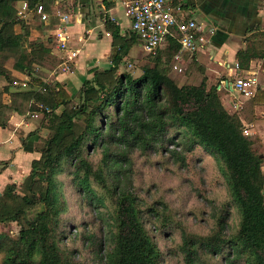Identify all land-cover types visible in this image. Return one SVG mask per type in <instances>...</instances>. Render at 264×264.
<instances>
[{"label":"trees","instance_id":"1","mask_svg":"<svg viewBox=\"0 0 264 264\" xmlns=\"http://www.w3.org/2000/svg\"><path fill=\"white\" fill-rule=\"evenodd\" d=\"M24 2L31 12L44 6L52 16L50 28L60 24L55 0H0V128L8 127L14 113L28 120L38 114L41 121L22 140L23 146L33 142L40 155L23 192L8 184L0 196V225L20 226L16 238L0 234V264H93L81 260L77 250L61 247L64 175L100 218L106 216L104 237L82 234L92 252L102 255V264H164L159 234L178 235L167 254L180 253L182 264H264V158L254 148L255 139L244 134L240 116L224 106L217 86L181 85L170 76L181 51L177 39L170 38L157 55H147L142 74L134 77L120 69L140 39L134 33L123 37L107 15L113 36L109 69L95 70L74 96L56 81L45 83L42 75L32 76L29 89L14 92L13 72L54 71L62 63L52 54L54 38L33 37L31 25L19 20L18 6ZM63 5L59 10L66 12ZM253 57L240 52V69H248ZM8 59L13 70L5 66ZM260 96L257 90V103ZM199 150L215 158L228 193L225 203L204 209L213 227L203 235L189 230L185 214L153 195L154 184L140 183L150 164L186 170ZM105 242L109 250L103 253Z\"/></svg>","mask_w":264,"mask_h":264},{"label":"crops","instance_id":"2","mask_svg":"<svg viewBox=\"0 0 264 264\" xmlns=\"http://www.w3.org/2000/svg\"><path fill=\"white\" fill-rule=\"evenodd\" d=\"M77 1V11L73 7L69 12L68 8L66 12L59 10L60 5L65 6L67 3L72 6V2ZM126 1L129 0H55L53 11L56 17L65 14L69 17L68 21L60 20V24L54 28L48 26L52 16L45 26L39 17L37 26L28 22L31 25L32 36L41 39L47 36L54 38L56 31L64 27L71 47L79 50L70 73H58L54 77L50 75L45 80L52 78L74 96L86 80L93 78L95 70L109 69L113 36L107 30L105 16L108 15L113 23L119 26L123 37L133 33L131 20L124 7ZM168 2L173 7L181 6L187 18L202 23L209 37V43H206L200 52L190 54L180 51V62L184 71L179 73L174 70L176 64L174 58L169 70L170 76L178 78L181 85H199L205 81L209 88L217 86L221 91L224 106L231 114L237 113L240 116L248 136L255 139V150L264 158V0H168ZM107 4H110L109 8ZM31 15L34 16L29 13L28 19ZM209 30H214V34L209 35ZM138 45L143 50L140 43ZM134 46L136 43L132 44L126 62L134 57L132 56ZM243 51H249L251 55L256 56L252 58L246 70L239 67L238 54ZM262 53L263 56L260 57L259 54ZM52 54L60 59L63 56L56 46ZM251 75L258 78V90L261 92L258 103L255 98L243 99L233 88L237 78ZM30 124L24 116L14 113L8 127L0 128V147L10 152L8 159H11V163L3 165L1 163L8 159H2L0 156V191L6 185L17 181L20 167L15 169V165L20 164L19 160L32 156V153H29L32 148L31 141L27 146H22L17 135V132L31 127Z\"/></svg>","mask_w":264,"mask_h":264},{"label":"rangeland","instance_id":"3","mask_svg":"<svg viewBox=\"0 0 264 264\" xmlns=\"http://www.w3.org/2000/svg\"><path fill=\"white\" fill-rule=\"evenodd\" d=\"M72 3V6L65 3L68 12L72 7L76 9L75 11L78 9V1ZM64 8L67 9L66 7ZM27 20L26 21L30 22L31 25L37 26V16L31 15ZM132 56L134 57L130 61L127 60L125 66L120 69V72H129L134 77H138L142 74V64L147 59V55L139 47L138 41L136 42V46L132 49ZM5 66L9 70H13V60L8 59ZM51 73L52 71L46 68L41 71L35 68L33 74L30 75V79H32L34 75H42L45 78H49ZM26 74L29 75V73L13 72L14 79L23 78ZM15 89L16 88L12 87L14 92ZM4 100L10 103L8 95L4 97ZM27 121L31 123V127L27 130L25 129V131L22 130L21 132H17L21 145L22 140L26 139L29 133L36 130L41 123L40 119L34 118L27 119ZM31 147L29 153H32V156L24 160H19L20 164L15 165V169L18 166L20 167L18 168L19 176L17 177V181L10 183L17 186V192L19 194L23 192L25 180L31 173L33 160L40 157L39 154L34 152V143L32 142ZM0 156L2 159H8L10 152L0 147ZM5 162H7V164L8 162L11 163V159ZM62 182L64 186L61 191V202L64 208V214L62 216L61 229L59 231V236L62 240L61 247L77 250L81 260H86L93 264H102V255L98 257L95 252H92L91 244H88L89 242L84 239L82 234H87L89 236L93 234L104 237L106 230L102 218H106V216L103 215L100 218L95 207L89 206L83 196L74 191L69 184V179L65 178V175L62 177ZM140 183L149 186L154 184L153 195L156 197L162 196L165 201L172 205L173 210H178L179 213L185 214L186 218L183 220L184 224L193 233L201 235L208 234V231L213 227L204 209L210 212L212 211L211 206L222 205L228 198V193L218 169L217 161L214 157L206 154L202 150L195 152L189 157L188 169L186 170H163L154 164H150L146 172L141 176ZM6 186L0 191L1 194L4 192ZM101 212L104 213L105 210L101 209ZM237 223L238 217L236 214L232 220L233 227H235ZM19 231L20 226L17 223H11L6 226L0 225V234L8 233L13 238H16L19 235ZM157 235L158 233H155V236ZM157 239L165 254L164 264H182L180 253L178 255L171 251V256L167 254L178 242V235L171 236L170 234H165V236H162L159 234ZM103 249V253L109 250L107 242L103 244Z\"/></svg>","mask_w":264,"mask_h":264},{"label":"built area","instance_id":"4","mask_svg":"<svg viewBox=\"0 0 264 264\" xmlns=\"http://www.w3.org/2000/svg\"><path fill=\"white\" fill-rule=\"evenodd\" d=\"M126 14L131 20V30L140 39V45L147 55L155 56L167 47L170 38H176L181 51L194 54L200 52L209 37L206 34L205 26L197 20L187 18L181 6L173 7L168 0H129L124 2ZM30 14H36L44 24L49 23L50 15L45 12L44 6L40 5L35 12H31L26 2L18 6L19 20H27ZM104 15V14H103ZM60 20L68 21L69 17L65 14L59 15ZM28 21V20H27ZM214 34V30H209V35ZM56 48L60 53L62 63L52 71L54 77L58 73H70L75 59L79 55V50L71 47V42L64 27L55 33ZM181 54L175 57L176 64L174 70L182 73ZM53 82L52 78L45 80V83ZM32 85L30 74L23 78L13 80V87L19 90L29 89ZM259 82L255 75L239 77L233 83L234 90L245 100L255 98ZM30 118L39 119L38 114H33ZM244 134L248 132L244 129ZM264 173V164L262 165Z\"/></svg>","mask_w":264,"mask_h":264},{"label":"water","instance_id":"5","mask_svg":"<svg viewBox=\"0 0 264 264\" xmlns=\"http://www.w3.org/2000/svg\"><path fill=\"white\" fill-rule=\"evenodd\" d=\"M0 196H1V193H0Z\"/></svg>","mask_w":264,"mask_h":264}]
</instances>
